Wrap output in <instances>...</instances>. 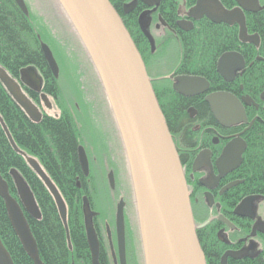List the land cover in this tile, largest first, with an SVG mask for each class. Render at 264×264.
I'll return each instance as SVG.
<instances>
[{
	"label": "water",
	"instance_id": "water-1",
	"mask_svg": "<svg viewBox=\"0 0 264 264\" xmlns=\"http://www.w3.org/2000/svg\"><path fill=\"white\" fill-rule=\"evenodd\" d=\"M56 1L78 36L89 60L92 61L120 126L136 202L144 264H206L196 236L186 180L176 146L158 105L144 62L120 15L109 0ZM138 1L150 7L160 0H133L123 5L124 12L132 11ZM236 1L239 7L228 11L218 0H196L188 16L197 19L205 15L214 22H233L237 18L242 38L245 31L243 21H240V18H243L242 10L255 11L258 5L257 0ZM14 2L25 15H28L24 0ZM145 14L146 11L141 16ZM182 23H188L185 29L192 25L190 21H178V25L181 26ZM140 25L143 33L148 36L142 18ZM149 41L151 42V38ZM40 48L53 77L57 78L58 65L49 46L40 42ZM226 57L227 54H224L218 61L217 69L221 74L224 73ZM174 80L173 89L184 96L205 93L209 86L208 81L202 76L178 75ZM0 81L26 115L33 122H38L40 112L22 91L18 82L2 68ZM20 81L34 91L41 88L40 79L33 67L20 71ZM205 101L221 124L237 120L238 118H233L234 112L243 118L238 101L226 93L208 94ZM0 123L12 147L19 150L1 118ZM235 141H231L224 148L218 160L219 165L228 163ZM241 146L235 159V166L240 160L241 151L245 148L244 142ZM23 155L52 195L68 240L67 207L64 199L40 163L24 153ZM200 155L195 159L194 166L197 165ZM78 160L84 174H87V157L82 147L78 149ZM11 173L20 203L10 195L7 183L0 175V196L4 200L8 219L32 263L44 264L23 208L37 219L41 216L40 211L23 178L14 169ZM108 180L110 187H113L112 173L108 175ZM252 199L253 197L244 198L236 206L235 212L246 209L247 214L251 215ZM123 207L124 201L120 199L115 210L119 264H126ZM83 214L91 264H100L99 244L92 224L95 213L90 210L85 197ZM0 264H14L1 239ZM222 264H225V256L222 258Z\"/></svg>",
	"mask_w": 264,
	"mask_h": 264
},
{
	"label": "flooded vegetation",
	"instance_id": "flooded-vegetation-1",
	"mask_svg": "<svg viewBox=\"0 0 264 264\" xmlns=\"http://www.w3.org/2000/svg\"><path fill=\"white\" fill-rule=\"evenodd\" d=\"M161 1L150 7L140 1L137 4L142 3L145 7L146 14L142 18H146L144 25L148 30H151L153 26H158V24L163 27L162 43L169 42L170 38L177 41L172 36L176 37L181 32H188L194 28L199 29L200 26L197 24L200 21L206 23L211 30V48L207 61L209 74L207 77L203 76L209 83L205 93L184 96L173 89L176 76L192 75L187 72L178 73L176 71L178 64L182 62L183 54L181 60L176 61L170 67L168 75L156 77L171 87L173 95L189 100L183 108L181 107L185 115L183 126L178 133L172 135V138L186 180L195 232L204 253L206 264H222L224 256L225 264H264V189L259 183L257 186L253 185L252 181H249L244 174V156L249 147V134L253 130H264V0H257L258 8L255 11L242 10L243 18H240V21H243L245 29L242 38L240 37V24L237 18L233 22H214L205 15H201L197 19L188 16V12L196 0L190 7L186 6L185 1L184 6L179 3L180 0L175 1V21L173 24L167 22L159 13ZM218 1L228 11L239 7L236 0ZM180 20L190 21L191 27L185 29L188 23L178 25ZM157 45L159 44L155 43V48ZM181 52H183L182 49H179L178 53ZM197 52L194 49L192 65L195 68L198 66ZM224 54H227V57L224 61V73L221 74L217 67L219 58ZM145 64L152 80L154 77L149 74V67L154 62L150 59ZM91 69L95 75L90 74L95 79L92 82L93 84L97 83L106 105L105 113L101 111L103 115H99V110L94 106L95 94L93 92L87 93L80 87H73V95L68 98L59 85V92L55 96L43 89V77L38 72L36 74L40 79L41 86L39 91L30 89L20 80L17 81L23 92L40 112L41 117L38 122L45 116L59 118L61 115L68 114L71 117L78 129L79 138L77 142L84 148L88 164H90L92 156L107 157L106 154L113 155L109 162L114 163V168H111L106 174L108 180V175L114 173L115 184L113 187L109 185L113 189L116 180H126L129 165L126 156H123L124 146L116 128L110 102L103 93L104 88L97 77L94 66L91 65ZM59 77L60 75L57 79ZM87 83L89 84V81ZM28 91L34 94H30ZM211 93H226L236 99L245 119L234 112L233 118H238L234 122H225L224 125L217 121L210 105L205 101L206 95ZM52 100L58 109V113L53 115L48 112L54 109ZM82 120L86 122L89 120L92 125H99L100 130L102 129L100 135L104 137L103 148L99 141L98 143L86 141L82 130ZM234 140L236 141L232 146L228 163L219 165L218 160L224 148ZM113 142L117 146L115 153L109 150L114 145ZM242 142H244L245 148L241 151L240 160L235 166V159L239 155ZM103 149L104 151L100 152ZM119 155L121 164H116L115 158ZM199 155L197 165L194 166V161ZM101 170L102 168L93 172L89 171L87 175L79 170L80 174L76 175V187L81 190L82 198L87 199L90 210L95 213L92 217V224L98 239L99 255L103 257V263L119 264L115 220L113 228L110 230L101 213L96 210L94 192L91 191L94 189L93 183L98 181L100 177L102 179ZM82 182L85 188H82ZM127 189L126 185V191H124L127 194L126 199L121 196L118 200L124 201V223L125 218H129L131 221V232L135 234L136 261L140 264L139 257L142 253L139 251L140 249L142 251V247L136 202L134 194L128 192ZM246 197H253L251 215L247 214L246 209L235 212L236 206ZM132 222L136 224V230H134ZM125 255L127 264L126 244Z\"/></svg>",
	"mask_w": 264,
	"mask_h": 264
},
{
	"label": "trees",
	"instance_id": "trees-1",
	"mask_svg": "<svg viewBox=\"0 0 264 264\" xmlns=\"http://www.w3.org/2000/svg\"><path fill=\"white\" fill-rule=\"evenodd\" d=\"M109 1L120 15L142 60L144 63L149 62L150 49L140 25L144 5L138 3L133 11L124 13L123 5L131 0ZM175 1L178 0H162L159 5L160 15L172 24L176 18ZM184 1L187 7L195 2ZM201 22L197 24L199 29L194 28L181 32L176 37L172 36L177 39L178 46L183 51L182 62L176 68L178 73L187 72L205 77L209 74L207 61L211 48V30L206 23ZM42 38L39 28L31 21L30 14L25 15L14 0H0V68L13 79L20 80V71L33 67L43 77V89L56 96L60 84L53 77L41 51ZM194 49L198 51L197 68L192 65ZM157 76H151L154 77L151 80L152 88L173 135L183 126L185 115L182 108L189 100L173 95L171 87L165 81L156 79ZM0 117L20 150L12 147L0 123V175L6 181L10 195L16 200L19 201V197L12 169L24 179L34 196L40 218L32 217L24 208L23 211L36 241L40 259L44 264H91L85 237L83 196L76 187V175L80 174V168L76 159L79 134L75 123L68 114L59 118L45 116L40 122H33L13 100L1 81ZM248 141L249 147L244 156V174L253 185L257 186L259 183L264 189V130H253ZM22 152L38 158L40 165L62 195L67 207L68 240L52 195L31 169ZM81 186L85 188L83 182ZM0 239L14 264H33L10 224L1 196ZM102 258L99 255V262L105 264Z\"/></svg>",
	"mask_w": 264,
	"mask_h": 264
},
{
	"label": "rangeland",
	"instance_id": "rangeland-1",
	"mask_svg": "<svg viewBox=\"0 0 264 264\" xmlns=\"http://www.w3.org/2000/svg\"><path fill=\"white\" fill-rule=\"evenodd\" d=\"M30 14V19L37 28H39L41 32L42 41L47 43L50 49L52 50L54 57L56 58L59 70H61L60 76V85L61 90L64 91L66 97L70 98L73 95V87H80L84 89L87 93L95 94V102L94 106L99 110V115H103L105 110V103L102 98L101 90L96 84H93L92 81L95 79L90 75H94L91 66L90 60L86 52H83L81 47V43L79 42V38L71 27L69 21L66 19L65 14L61 10L56 0H24ZM179 3L181 5L184 4V0H180ZM184 6V5H183ZM152 35L155 38V43L159 45L156 46L155 52L152 53L153 56L150 58L154 64L149 67V74L151 76H156L165 73L164 71H168L172 65H174L177 61V53L179 49L177 46L179 43L174 42H165L162 43V36H164V29L162 26L158 24L151 28ZM79 48V53L77 49ZM77 48V49H76ZM86 64V76H83L82 66ZM77 69V70H76ZM95 76V75H94ZM89 81V84L87 83ZM96 85V86H95ZM52 99V98H51ZM53 101V100H52ZM54 109L49 110L50 114H57L58 109L55 106ZM53 105V104H52ZM51 105V106H52ZM102 111V112H101ZM79 124V123H78ZM80 125V124H79ZM82 130L85 134L86 141L91 143L95 142L102 143V148L104 144V137L101 134V130L98 124L92 125L89 120L88 122L82 120ZM109 135L111 136L110 132ZM114 137V136H113ZM113 146L110 152H117V146L115 142H113ZM88 148V146H87ZM89 149V148H88ZM101 150L100 152H103ZM107 162H109L113 155L106 154ZM116 164H121V157L115 158ZM105 162L104 167L101 170L102 179L99 178L98 181L93 183V188L91 191L94 192V201L96 203V210L101 213L103 216L108 228L111 230L114 224V212L115 205L118 203V199L121 196L127 197L126 185L128 187V192L133 193V186L130 176V171L126 173V180L122 179L119 181L116 180V185L112 189L109 187L108 180L106 178L107 172L111 169L110 165ZM116 170V169H115ZM101 179V180H100ZM126 195V196H125ZM126 199V198H125ZM129 204V201L127 202ZM134 224V225H133ZM127 225V226H126ZM134 226V230H136V224L132 222ZM125 226H126V251H127V264H138L136 261V253L134 248V239L135 234L131 232V221L125 218ZM136 232V231H135ZM138 232V231H137ZM142 253L141 249L139 253ZM140 264H144L143 254L139 257Z\"/></svg>",
	"mask_w": 264,
	"mask_h": 264
},
{
	"label": "bare ground",
	"instance_id": "bare-ground-1",
	"mask_svg": "<svg viewBox=\"0 0 264 264\" xmlns=\"http://www.w3.org/2000/svg\"><path fill=\"white\" fill-rule=\"evenodd\" d=\"M139 2V1H138ZM62 10V9H61ZM66 19H67V17H66ZM143 32V31H142ZM147 33H148V36L147 35H145L144 33V36L146 37V39H147V41H148V48L150 49V51H149V56L150 57H152L153 56V54L152 53H154L155 52V38H154V36L152 35V32H151V30H147ZM149 38H151V42L149 41ZM80 42V41H79ZM153 42V43H152ZM169 42H174L175 44H176V41H173V40H171V38H170V40H169ZM78 48V47H77ZM76 48V49H77ZM81 49H82V51L83 52H86L85 51V49H84V47H81ZM177 49H180L179 48V46H177ZM79 50V48L77 49V51ZM51 52H52V50H51ZM78 53H79V51H78ZM183 53V52H182ZM182 53H178L177 54V62L178 61H180L181 60V58H182ZM52 54H53V52H52ZM54 55V54H53ZM142 58V57H141ZM144 62V61H143ZM90 66L92 65L93 66V63H92V61H90ZM179 65V64H178ZM84 68H85V70L82 68V72H83V76H86V70H87V67H86V64H83L82 65ZM144 66H145V69H146V72H147V68H146V65H145V63H144ZM77 70V69H76ZM165 73H163L162 72V74H160L159 76L160 77H162L163 75H168L169 73H170V69L168 70V71H164ZM58 74L61 76V70H58ZM192 75H196V76H201V75H197V74H192ZM203 77V76H202ZM204 78V77H203ZM149 79H150V77H149ZM58 80H60V77L58 78ZM150 83H151V86H152V82H151V79H150ZM103 93L107 96V94H106V92H105V90H103ZM112 114H113V117H114V119H115V121H116V128H117V131L119 132V137H120V140H121V142H123V136L121 135V130H120V126H119V124L117 123V118H116V115H115V113L113 112V109H112ZM164 116V115H163ZM1 118V117H0ZM77 147H76V159H77V163L79 164V168H80V170L83 172V170H82V168H81V165H80V163H79V160H78V149L80 148V147H82L81 145H79L78 143H77ZM83 148V147H82ZM83 151H84V153H85V150H84V148H83ZM123 156H126L127 155V152H126V149H125V147L123 148ZM86 154V153H85ZM117 154V153H116ZM120 156V155H119ZM30 157H32V158H34L37 162H39V160H38V158L37 157H34V156H30ZM126 159L128 160V158L126 157ZM180 160V159H179ZM105 162H107V159L105 158V156H103V157H101V156H99V157H96V156H92L91 157V162H90V164H88V171H87V174L89 173V171H91V172H93L94 170H96V169H101V168H103L104 167V165H105ZM40 163V162H39ZM87 163H89L88 162V160H87ZM109 163V165H110V167L111 168H114V163L113 162H108ZM181 164V163H180ZM89 165H90V168H89ZM182 167V166H181ZM32 169V168H31ZM33 170V169H32ZM34 171V170H33ZM35 172V171H34ZM83 174H84V172H83ZM87 174H85V175H87ZM114 174V173H113ZM112 174V177H113V181H114V184H115V178H114V175ZM184 174V173H183ZM37 175V174H36ZM24 180V179H23ZM26 183V182H25ZM108 183H109V181H108ZM190 201V200H189ZM191 207V206H190ZM115 208H116V206H115ZM116 210V209H115ZM124 233H126L125 232V223H124ZM115 236H116V226H115ZM85 237H86V235H85ZM87 242V241H86ZM88 246V245H87Z\"/></svg>",
	"mask_w": 264,
	"mask_h": 264
}]
</instances>
